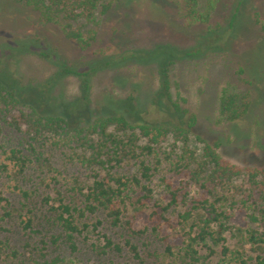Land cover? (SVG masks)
<instances>
[{"label":"trees","instance_id":"16d2710c","mask_svg":"<svg viewBox=\"0 0 264 264\" xmlns=\"http://www.w3.org/2000/svg\"><path fill=\"white\" fill-rule=\"evenodd\" d=\"M10 1L24 8L34 19L30 26L32 32H28L27 28L18 34L21 41L16 44L17 47L9 49L0 43V133L5 125L27 134L28 145L37 165L46 171L50 170L48 159L37 154L35 145H56L58 138L69 137L68 142L83 151L82 155L76 156L78 162L90 169V182L76 189L78 202L65 200L60 192H55L54 196L46 194L41 197L48 214L47 224L53 232L43 241L39 257L33 264H76L58 255L48 257L42 249L49 244L62 246L68 253H74L78 246L76 240L88 228L96 234V242L90 243L94 251L104 254L108 250L120 251L125 248L131 259L137 262L141 259L139 248L131 242L129 235L143 233L161 247L157 254L159 264H201L203 259H209L216 253L214 247L217 246L223 257L234 253L233 264H264V165L240 166L226 159L221 150L223 133L233 131L232 134L237 136L234 129L227 125H236L250 111L252 99L245 98L242 107H239L236 87L227 83L218 94V115L225 126H221L217 132H213L212 128L204 132L197 126V114L183 108L179 102L182 98H174L170 92L171 65L205 50L214 51L221 36L224 41L220 45H226L227 38L233 36L235 23L241 21L237 17L239 7L232 12L227 29H223L222 25H207L208 30L204 35L208 40L206 46L205 39L201 40L203 35L192 32L198 36L191 47L193 50L166 42L156 44L151 49L124 50L116 57H106L105 60L97 58L80 68L67 66L65 61H60L62 47L67 42L85 50L95 34L85 38L81 28L73 26L74 22L95 23L96 17L107 14L115 0ZM169 1L183 4L186 23L192 27L209 22L219 0H208L204 11L199 9V0ZM245 2L238 0L237 5L241 6ZM58 19L65 23L56 31L52 24ZM165 24L178 34L191 32L186 26L175 25L172 21ZM52 38H57V43ZM216 38L218 41H215ZM29 54L52 59V75L44 80L26 79L20 71V63ZM239 65V74L254 80L250 81L251 91L256 93L258 99L261 98L258 89L261 80L249 73L245 65ZM142 68L157 75L158 86L155 90L144 88L147 76L143 74ZM105 70L114 71L111 76L114 85H129L136 94L119 99L108 91L100 92L93 101L95 113L90 116L92 76ZM67 76L77 79L78 97L69 99L64 95L63 81ZM16 107L17 114H11V110ZM148 107L157 110L162 117L146 119L143 115L147 113ZM79 119H83L85 124H79ZM111 127L113 131L109 130ZM189 133L195 135L201 148L198 152L186 148L180 154L164 156L169 168L159 178L163 202H157L153 199L150 184L160 161L156 160L154 166L141 157L151 155L155 146L168 135H173L176 140L182 136L185 141ZM140 137L145 138L144 144H139ZM7 159L15 167L14 177L22 174L27 163L31 162L17 148L8 150ZM125 159L134 160L136 169L130 176L117 175L113 169ZM1 168L2 172L7 170L5 164ZM240 177L246 183L241 193L242 209L229 214L227 208L220 204L223 197L219 193L240 192L235 185ZM131 187L140 191L133 201L128 194ZM190 187L200 190V194H190ZM14 188L18 189L21 198L28 199L26 190L17 186ZM250 201L252 206L248 212L245 207ZM179 206L181 209L170 216L169 213ZM128 207L142 220V230H134L131 221L124 218ZM15 213L21 227L30 231L32 219H22L18 209H15ZM97 213H102L112 227L125 225L127 236L121 244L100 232L102 220L86 222L87 216ZM10 214V211L5 212L6 216ZM227 231L239 239L235 250L224 244L226 238L223 234ZM243 244H248L250 252L255 255L245 256L244 251H240ZM202 250H205V256L201 254Z\"/></svg>","mask_w":264,"mask_h":264},{"label":"rangeland","instance_id":"374dc122","mask_svg":"<svg viewBox=\"0 0 264 264\" xmlns=\"http://www.w3.org/2000/svg\"><path fill=\"white\" fill-rule=\"evenodd\" d=\"M237 2L238 0H219L211 13L209 22L190 27L191 25L185 20L183 4L173 3L169 0H122L121 2L115 0L107 14L96 17L95 23L74 22L73 26L80 27L85 38L94 34L95 37L90 40V46L85 50H80L65 42L60 61H65L67 66L75 65L83 68L97 58L105 60L106 57H116L124 50L151 49L156 44L166 42L191 48L198 39V36H194L192 32L203 35L201 40L205 39L204 45L206 46L208 40L204 38V35L208 30L207 25L211 27H221L222 25L223 29H227L232 12L236 7H239L237 17L241 21L237 20L235 23L233 36L227 38L226 45H220L224 41L221 36L222 38H219V44L215 46L214 51L205 50L199 55L196 54L192 58H185L171 65L169 70L170 92L174 98L183 99H179L183 108L197 114V126L204 132L210 128L213 129V132H217L221 126H225L218 115V94L227 83L236 87L239 107H242L245 98H251L250 111L236 125H227L234 129L237 136L232 134L233 131L223 133L221 150L223 156L235 164L261 166L264 165V0H246L241 6L237 5ZM207 3L208 0H199V9L204 11ZM33 19V15L21 6L10 0H0V43L9 49L17 47L16 44L19 43V40L21 41L18 34L27 28L28 32H32L31 22ZM171 21L175 25L186 26L191 32L185 31L178 34L172 31L174 29L165 24ZM64 23L58 19L56 23L52 24V28L59 31ZM54 38L52 40L57 43V38ZM215 41H218V38ZM239 63L245 65L249 73L261 80L258 86L261 98L258 99L256 93L251 91L250 81L254 80L239 74ZM141 70L147 76L144 88L155 90L158 86L157 75L147 68ZM20 71L25 74L26 79L44 80L53 73L52 59H44L36 54L26 55L20 63ZM113 73V70H105L92 76L90 116L95 113L93 101L100 92L108 91L119 99H127L128 96L136 94L129 85H114L111 78ZM63 93L69 99L79 96L78 81L75 77L67 76L64 79ZM17 109L16 107L10 113L17 114ZM143 116L146 119L162 117L157 110L150 107ZM79 120V124H85L82 122L83 119ZM109 130L113 131V128L111 127ZM181 137H179L180 140H176L173 135H168L155 146L151 155L141 157L154 166L156 160L160 161L150 184L153 189V199L157 202H163V189L159 178L163 174L165 175L169 168L164 156L173 153L180 154L186 148L198 152L201 148V144L196 140L194 134H187L185 141ZM68 139L69 137L63 136L58 138L56 145L43 147L35 145L37 154L48 159L50 170L46 171L37 165L35 155L30 151L28 145L27 134L23 131H14L3 125L0 133V242L2 244L0 264H33L39 257L43 241L47 240V236L53 232L47 224L48 214L41 197L46 194L54 196L55 192H60L65 200L78 202L77 187L90 182L89 167L78 162L76 158L77 155L83 154L82 149L74 143H69ZM138 142L144 144L146 140L140 137ZM10 148L20 149L22 155L31 161L27 163L24 172L16 177L13 175L15 170L13 162L7 159ZM3 164L7 166V170L2 172L1 165ZM135 169L134 160L125 159L113 171L117 175L130 176ZM235 185L241 190L240 192L219 193V196L223 197L220 204L227 208L229 214L242 209L241 193L246 188L245 180L240 177L235 181ZM15 186L26 190L29 194L28 199L21 198L18 189L14 188ZM190 188V194L196 196L200 194V190L197 188ZM128 194L131 195V201H133L140 195V191L138 188L131 187ZM23 204L26 206L22 207ZM251 206L250 201L246 204V210L248 211ZM15 209H18L22 219L25 217L32 219L30 231L21 227ZM177 209L180 210L181 207H177L169 215L174 216ZM27 210L29 211L25 215ZM6 211H10L12 214L6 216ZM124 218L131 221L134 230L143 229L142 220L133 214L129 207L125 210ZM97 219L102 220L99 226L100 232L106 234L113 242L121 244V241L127 236L125 225L110 226L102 213L87 216L86 222L92 223ZM223 235L226 238L224 244L231 250H235L238 247L236 243L239 242V239L231 231H227ZM129 236L131 242L139 248L141 259L138 262L131 259L125 248L120 251L108 250L104 254L94 251L90 247V243L96 242V234L89 228L76 240L78 245L76 252L68 253L62 246L54 247L49 244L45 245L42 252L46 253L48 257L53 258L58 255L60 258L71 260L76 264H159L157 254L161 247L156 241L154 242L147 234L143 233L130 234ZM214 248L216 253L209 259H203L201 264H233L234 253L223 257L219 253V246ZM241 250L244 251L245 256L255 255L250 252L248 244H243ZM201 254L205 256V250H202Z\"/></svg>","mask_w":264,"mask_h":264}]
</instances>
